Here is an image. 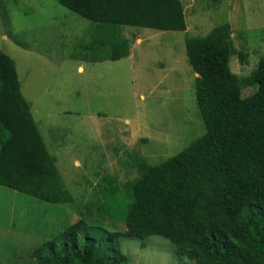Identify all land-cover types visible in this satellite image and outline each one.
<instances>
[{
	"label": "rangeland",
	"instance_id": "rangeland-1",
	"mask_svg": "<svg viewBox=\"0 0 264 264\" xmlns=\"http://www.w3.org/2000/svg\"><path fill=\"white\" fill-rule=\"evenodd\" d=\"M181 1L185 32L121 27L129 57L112 61L97 49L104 61L92 62L83 47L97 30L89 20L57 0H0V48L16 62L22 93L73 196L53 204L0 187V264H26L81 219L123 234L127 264H197L179 260L168 239L138 238L165 203L154 168L205 133L190 59L211 48L213 31L224 48L231 38L247 54L232 55L235 74L248 77L257 67L264 0ZM255 90L242 87L243 96Z\"/></svg>",
	"mask_w": 264,
	"mask_h": 264
},
{
	"label": "trees",
	"instance_id": "trees-1",
	"mask_svg": "<svg viewBox=\"0 0 264 264\" xmlns=\"http://www.w3.org/2000/svg\"><path fill=\"white\" fill-rule=\"evenodd\" d=\"M57 1L96 26L83 45L93 51L85 57L92 62L104 61L97 49L109 51L112 61L129 57L121 27H188L181 0ZM216 34L209 50L190 59L199 74L196 99L205 133L154 168L165 203L138 238L168 239L179 260L197 264H264V56L241 78L230 62L232 55L245 60L247 54L231 38L224 48ZM251 86L255 92L244 97L242 87ZM0 131L7 134L0 136L2 185L53 204L73 201L22 93L16 62L1 48ZM122 237L81 219L37 247L26 264H77L88 257L127 264Z\"/></svg>",
	"mask_w": 264,
	"mask_h": 264
},
{
	"label": "crops",
	"instance_id": "crops-1",
	"mask_svg": "<svg viewBox=\"0 0 264 264\" xmlns=\"http://www.w3.org/2000/svg\"><path fill=\"white\" fill-rule=\"evenodd\" d=\"M30 96H31V94H30ZM4 187V185H2L1 183H0V187ZM10 189V188H9ZM11 190H14V191H17V192H19L20 193V196H21V191H19V190H17V189H14V188H11ZM22 194H24L25 195V193L23 192ZM27 195V194H26ZM28 196V195H27ZM32 198H34V199H37V198H35V197H32Z\"/></svg>",
	"mask_w": 264,
	"mask_h": 264
}]
</instances>
